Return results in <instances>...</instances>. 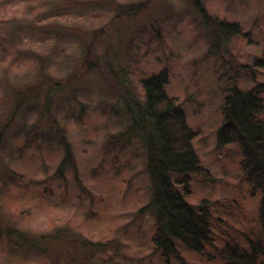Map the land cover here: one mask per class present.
<instances>
[{"label":"rangeland","instance_id":"obj_1","mask_svg":"<svg viewBox=\"0 0 264 264\" xmlns=\"http://www.w3.org/2000/svg\"><path fill=\"white\" fill-rule=\"evenodd\" d=\"M144 1L137 17L115 19L116 5ZM200 1L242 35L218 42L191 0H0V264H166L152 243L146 143L127 109L163 68L212 178L193 177L188 201L218 202L230 242L259 236L260 196L217 131L225 92L264 82V69H249L264 56V0ZM90 49L103 75L87 68Z\"/></svg>","mask_w":264,"mask_h":264},{"label":"trees","instance_id":"obj_2","mask_svg":"<svg viewBox=\"0 0 264 264\" xmlns=\"http://www.w3.org/2000/svg\"><path fill=\"white\" fill-rule=\"evenodd\" d=\"M148 3L116 5L118 16L115 19L123 21L137 17ZM191 3L218 42L222 37L231 39L242 35L239 23L213 17L200 0H191ZM92 58L90 49L87 68L99 70ZM250 68L264 69V56L253 59ZM170 79L169 68L141 79L143 101L127 104L133 125L143 133L146 143V172L152 182V198L147 207L156 213V231L152 239L155 249L161 251L166 264H170L172 256L182 264H188L182 260L179 246L196 253L206 264H264V82H259L253 75L250 89L237 85L229 93L225 92L220 108L222 122L217 131L220 146L233 144L239 149L243 178L252 195L260 196L257 207L259 236L244 233L247 242L244 246L230 242L223 229V220L211 212L212 205L218 202L203 200L196 205L188 201L193 177L206 181L212 178L194 145L199 132L189 126L178 99L168 93ZM105 80L109 83L106 77ZM20 95L25 102L32 93L27 91ZM149 125L153 133L148 129ZM65 159L75 166L68 144ZM216 238L220 241L218 244L213 243ZM220 258L222 260H218Z\"/></svg>","mask_w":264,"mask_h":264}]
</instances>
